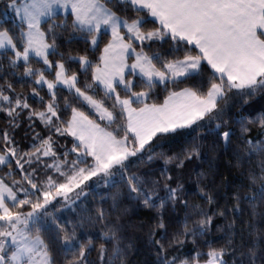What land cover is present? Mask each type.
Returning a JSON list of instances; mask_svg holds the SVG:
<instances>
[{
    "label": "snow or ice",
    "instance_id": "snow-or-ice-1",
    "mask_svg": "<svg viewBox=\"0 0 264 264\" xmlns=\"http://www.w3.org/2000/svg\"><path fill=\"white\" fill-rule=\"evenodd\" d=\"M0 264H264V0H0Z\"/></svg>",
    "mask_w": 264,
    "mask_h": 264
},
{
    "label": "trees",
    "instance_id": "trees-1",
    "mask_svg": "<svg viewBox=\"0 0 264 264\" xmlns=\"http://www.w3.org/2000/svg\"><path fill=\"white\" fill-rule=\"evenodd\" d=\"M227 159H228L227 156H221V159H220L221 168H223L226 165ZM141 211L143 212L144 210H141ZM140 258H142V257H134V260L135 259H140Z\"/></svg>",
    "mask_w": 264,
    "mask_h": 264
}]
</instances>
